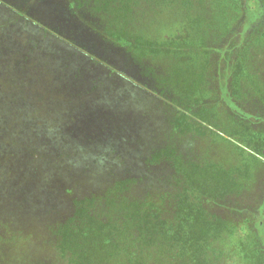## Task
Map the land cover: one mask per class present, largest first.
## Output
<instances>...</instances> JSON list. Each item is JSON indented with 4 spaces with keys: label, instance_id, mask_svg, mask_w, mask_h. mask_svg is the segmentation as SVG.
I'll use <instances>...</instances> for the list:
<instances>
[{
    "label": "rangeland",
    "instance_id": "1",
    "mask_svg": "<svg viewBox=\"0 0 264 264\" xmlns=\"http://www.w3.org/2000/svg\"><path fill=\"white\" fill-rule=\"evenodd\" d=\"M160 1L86 0L69 8L65 0H0V106L11 104L16 110L31 106L39 113L29 126H25L26 115L16 116L11 123L3 120L5 116L0 117L2 126L10 123L8 127L17 135L12 140L0 135V264H64L44 231L51 220L59 217L46 208L49 202L60 205L61 197L49 194L48 201L46 195L28 194L31 180L25 181L27 185L22 181L27 178L25 173H33L32 167L18 155V145L25 141L41 145V154L52 150L72 153L71 164L61 163L59 170L68 173V168L71 187L80 191L75 179L86 181L85 189L94 187L92 172L104 167L102 154L108 149L118 150L126 136L167 141L185 159L237 169L247 175L244 202H250L258 191L261 195H256L255 205L249 203L244 211L264 214V122L258 123L260 116L264 118V15L245 32V37L251 36L239 53L245 58L238 77L240 84L233 88L234 71L226 65L218 78L221 90L228 81L230 93L236 90L233 99L238 106L231 104V109L238 118L217 105L214 126L201 125L196 136L180 135L171 127L173 106L152 89L158 76L169 79L172 69L185 61L146 57L139 63L113 45L107 34L116 31L127 14L131 34L174 43L192 37L188 11L180 9V0ZM210 2L207 0L204 9L196 8L193 11L197 13L190 16L213 15L224 32H216L218 36L213 38L233 36L235 43L240 42L242 24L234 22L228 27L233 22V13L226 12L231 10V2L226 8L220 4L210 6ZM261 3L264 11V0ZM249 8L250 15L254 14L256 9L250 1ZM248 19L246 16L245 21ZM219 68V64L215 66L216 71ZM241 106L249 113L242 112ZM31 108L24 111L30 113ZM248 127L254 129L252 133ZM123 130L124 134L120 133ZM9 141L15 143L16 151L4 150V143ZM102 141L108 144L102 145ZM79 167L88 168L81 170L82 174L76 170ZM38 169L44 171L43 167ZM251 222L237 223L231 234L212 242L213 264H251ZM16 237L24 240L13 244L11 238Z\"/></svg>",
    "mask_w": 264,
    "mask_h": 264
},
{
    "label": "trees",
    "instance_id": "2",
    "mask_svg": "<svg viewBox=\"0 0 264 264\" xmlns=\"http://www.w3.org/2000/svg\"><path fill=\"white\" fill-rule=\"evenodd\" d=\"M65 1L69 3V8H74V4L86 0ZM249 1L256 9L251 15L248 12ZM179 3L180 9H187L194 32L183 42H158L131 34L127 14L123 16L122 25L116 31H107V34L113 45L139 63L146 57H172L180 62L185 61L184 65L177 64L172 69L169 79L158 76L152 90L173 106V131L180 135L196 136L201 125L214 126L212 118L217 105L223 106L231 117L238 118L231 104L238 106L233 99L237 95L234 87L240 84L238 77L245 62L244 56L239 53L251 36L245 37V32L263 17L264 11L261 0H219V3L211 0L210 6L220 4L226 8L227 4L232 5L231 10L226 11L233 13V22L230 25L231 21H228V27L231 28L234 22L241 23L243 32L241 41L235 43L233 36L231 40L225 35L213 38L222 32L220 20L212 19L213 15L204 18H201V14L194 15L197 11L193 10L204 9L207 0H180ZM246 16H249L248 22L245 21ZM218 64L220 68L216 71ZM225 65L234 71L232 93L228 87L229 81L225 90L219 87L218 78H221L220 72ZM21 93L23 95L25 91ZM27 107L20 106L16 110L11 104H6L4 108L0 106V117L5 116L3 120L8 119L11 123L16 116L26 115L25 126H29V121L32 118L37 120L39 113L33 107L27 113L24 111ZM241 110L249 113L247 108L242 107ZM259 118L258 123L262 124L264 118ZM10 123L3 126L0 123L1 138H16L15 130L8 127ZM247 130L252 133L254 129L248 127ZM125 131L120 133L124 134ZM127 132L131 131L128 129ZM126 137L118 150L108 149L102 154L103 168L91 170L94 171V187L85 189L86 181L75 179L78 182L76 187L81 191L71 187L68 168V173L59 170L61 163L67 164L72 160V153L52 150L49 154H41L38 149L41 145L27 141L18 145L21 148L18 155H21L23 162L31 165L33 171L30 176L25 173L27 178L22 181L27 185L25 181L31 180L28 194L61 197L60 205L53 206L49 202L46 211L55 212L59 217L51 220L44 230L61 262L213 264L210 257L214 255L212 242L231 234L237 223H248L251 219L253 256L248 258L252 260L251 264H264V230H261L264 227V214L261 213V216L249 213L250 210L244 211L249 203L255 205L258 199L256 195L261 194L258 191L256 198L251 195L252 200L244 202L242 197L247 189V175H241L237 169L229 170L213 163L185 159L176 149L170 148L167 141L146 136L139 139L134 134ZM106 141H102V145ZM4 144V150L16 151L15 143L9 141ZM12 152L10 154L13 155ZM40 167L44 171L39 170ZM87 168L79 167L76 170L82 173L81 170L87 171ZM59 181L61 184L55 186ZM21 240L24 239L11 238L13 244Z\"/></svg>",
    "mask_w": 264,
    "mask_h": 264
}]
</instances>
